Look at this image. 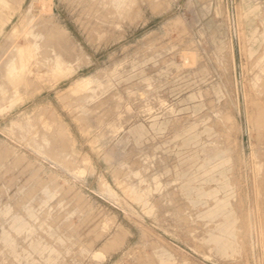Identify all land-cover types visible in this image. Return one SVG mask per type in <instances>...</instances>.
Listing matches in <instances>:
<instances>
[{
	"label": "rangeland",
	"instance_id": "obj_1",
	"mask_svg": "<svg viewBox=\"0 0 264 264\" xmlns=\"http://www.w3.org/2000/svg\"><path fill=\"white\" fill-rule=\"evenodd\" d=\"M0 264H264V0H0Z\"/></svg>",
	"mask_w": 264,
	"mask_h": 264
},
{
	"label": "bare ground",
	"instance_id": "obj_2",
	"mask_svg": "<svg viewBox=\"0 0 264 264\" xmlns=\"http://www.w3.org/2000/svg\"><path fill=\"white\" fill-rule=\"evenodd\" d=\"M17 57L16 61L11 62L6 68V79L9 84L13 85H19L26 80V77L30 73L28 65L33 56H31V53L25 55L18 51Z\"/></svg>",
	"mask_w": 264,
	"mask_h": 264
}]
</instances>
